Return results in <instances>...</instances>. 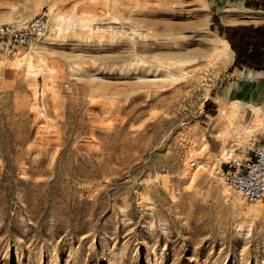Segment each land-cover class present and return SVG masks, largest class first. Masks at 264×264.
Masks as SVG:
<instances>
[{
  "label": "rangeland",
  "instance_id": "obj_1",
  "mask_svg": "<svg viewBox=\"0 0 264 264\" xmlns=\"http://www.w3.org/2000/svg\"><path fill=\"white\" fill-rule=\"evenodd\" d=\"M45 8L39 42L0 60V264H264V204L218 179L223 151L264 124V103L223 98L238 68L219 29L264 14L241 0H0V24Z\"/></svg>",
  "mask_w": 264,
  "mask_h": 264
},
{
  "label": "built area",
  "instance_id": "obj_2",
  "mask_svg": "<svg viewBox=\"0 0 264 264\" xmlns=\"http://www.w3.org/2000/svg\"><path fill=\"white\" fill-rule=\"evenodd\" d=\"M48 28L46 8L23 26L0 24V60L34 47ZM222 157L219 182L245 203L264 204V124L257 139L225 149Z\"/></svg>",
  "mask_w": 264,
  "mask_h": 264
},
{
  "label": "trees",
  "instance_id": "obj_3",
  "mask_svg": "<svg viewBox=\"0 0 264 264\" xmlns=\"http://www.w3.org/2000/svg\"><path fill=\"white\" fill-rule=\"evenodd\" d=\"M256 9L264 11V0ZM234 53L233 67L264 72V24L260 26H231L219 29Z\"/></svg>",
  "mask_w": 264,
  "mask_h": 264
},
{
  "label": "crops",
  "instance_id": "obj_4",
  "mask_svg": "<svg viewBox=\"0 0 264 264\" xmlns=\"http://www.w3.org/2000/svg\"><path fill=\"white\" fill-rule=\"evenodd\" d=\"M260 2V0H241V4L243 9L249 10V11H260L264 14V11L256 9L257 4ZM264 24V23H262ZM260 24V25H262ZM257 25V26H260ZM231 26H236V25H231ZM231 26H226V27H231ZM238 26H248V25H238ZM252 26V25H251ZM256 27V26H255ZM224 28V27H222ZM234 60V57L232 59V62ZM236 69V67H233ZM240 68L236 69L232 75V82L231 84L224 90L223 92V98L227 97L230 99L231 102H236V103H264V94L261 95L260 97L255 96L253 94L249 95L246 94L243 90L244 86V79L248 81L252 80H257L258 82L261 83V87L263 88L264 91V72L263 71H253L250 69L244 70H239ZM214 102V101H212ZM235 104V103H233ZM229 116V111H227V108L224 110H220V117L224 118L227 120ZM221 123H217L215 126L219 127Z\"/></svg>",
  "mask_w": 264,
  "mask_h": 264
},
{
  "label": "bare ground",
  "instance_id": "obj_5",
  "mask_svg": "<svg viewBox=\"0 0 264 264\" xmlns=\"http://www.w3.org/2000/svg\"><path fill=\"white\" fill-rule=\"evenodd\" d=\"M224 42H225V45H223V47H226L228 50H230V51L233 53V51L231 50V48H230L228 42H227L226 40H224ZM233 54H234V53H233Z\"/></svg>",
  "mask_w": 264,
  "mask_h": 264
}]
</instances>
